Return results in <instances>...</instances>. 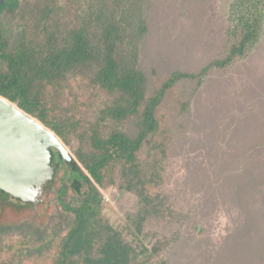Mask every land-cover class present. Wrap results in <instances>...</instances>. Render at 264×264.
<instances>
[{
    "label": "trees",
    "instance_id": "trees-1",
    "mask_svg": "<svg viewBox=\"0 0 264 264\" xmlns=\"http://www.w3.org/2000/svg\"><path fill=\"white\" fill-rule=\"evenodd\" d=\"M157 2L0 0V97L52 131L73 158L69 164L53 151L56 176L45 190L49 195L61 183L59 229L38 237L30 230L22 239L4 238L0 230V264H181L174 224L186 222L198 234L199 219L217 212L220 202L239 216L211 264L262 263L264 125L225 154L213 149L214 162L189 164L185 187L202 192L200 210H190L166 191V164L174 141H186V127L172 126L162 112L181 83L200 86L210 72L250 56L263 36L264 0H233L224 54L197 73L175 70L153 86L157 74L148 76L140 59ZM175 100L180 114L189 112L190 99ZM110 188L138 200L120 229L103 214L101 190ZM10 208L34 205L0 190V209ZM147 225L150 247L123 239L122 230L148 236ZM200 245L185 254L188 264H200Z\"/></svg>",
    "mask_w": 264,
    "mask_h": 264
},
{
    "label": "rangeland",
    "instance_id": "rangeland-1",
    "mask_svg": "<svg viewBox=\"0 0 264 264\" xmlns=\"http://www.w3.org/2000/svg\"><path fill=\"white\" fill-rule=\"evenodd\" d=\"M232 1L158 0L159 9H153L151 35L140 59L148 76L153 70L157 74L153 86L159 78L164 79L175 70L197 73L224 54ZM173 95L182 96L186 101L190 99L191 105L188 113L180 114L177 97L171 96L167 109L162 112L172 126L181 124L186 127V141H174L175 149L166 164L170 177L166 191L176 206L190 207V210L196 206L200 210L202 192L196 193L194 187L191 188L193 185L188 186L190 183L187 181L192 180L187 179L189 164L192 169L200 160H205L207 165L214 162L213 149L225 150V154L231 145L247 141L251 134L257 132L256 129L264 125V22L261 41L247 59L238 61L225 71L210 72L200 86L194 81L183 82ZM60 184L58 182L49 195L45 192L42 202L34 209L22 212L12 208L0 209V230L5 229L1 235L22 239L30 230L37 237L54 234L64 218L55 198ZM101 193L104 216L115 228L125 227L128 213L137 211V198L114 188L101 190ZM220 204L213 215L199 219L198 234L186 222L179 220L174 224L180 232L177 241L181 249V264H188L190 256L185 257V254L192 255L191 246L198 243L201 245L195 255L200 264H211L217 258L226 238L234 231L235 218L239 216V212L231 211L229 205ZM181 216L184 214L179 213L178 217ZM122 232L123 239L135 247L141 243L148 247L152 245V226L145 228L144 233L148 236L137 238L130 230ZM261 262L264 264V258Z\"/></svg>",
    "mask_w": 264,
    "mask_h": 264
},
{
    "label": "water",
    "instance_id": "water-1",
    "mask_svg": "<svg viewBox=\"0 0 264 264\" xmlns=\"http://www.w3.org/2000/svg\"><path fill=\"white\" fill-rule=\"evenodd\" d=\"M53 151L73 163L71 153L52 131L0 97V190L38 206L56 176Z\"/></svg>",
    "mask_w": 264,
    "mask_h": 264
}]
</instances>
